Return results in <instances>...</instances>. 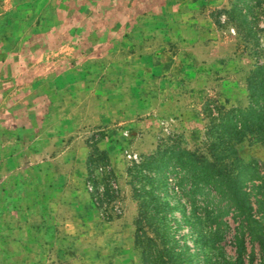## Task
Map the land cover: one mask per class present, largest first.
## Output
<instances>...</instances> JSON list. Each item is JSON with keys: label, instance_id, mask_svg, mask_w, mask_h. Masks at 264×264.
I'll use <instances>...</instances> for the list:
<instances>
[{"label": "rangeland", "instance_id": "rangeland-1", "mask_svg": "<svg viewBox=\"0 0 264 264\" xmlns=\"http://www.w3.org/2000/svg\"><path fill=\"white\" fill-rule=\"evenodd\" d=\"M251 1L248 20L264 50V12ZM230 2L0 0V93L26 92L23 77L48 76L69 93V122H79L21 129L19 110L0 113V264H140L128 167L173 134L201 147L205 100L248 103L253 60L222 14ZM97 131L120 189L121 211L109 222L85 184L86 141ZM229 236L225 254L204 249V264L232 260Z\"/></svg>", "mask_w": 264, "mask_h": 264}, {"label": "trees", "instance_id": "trees-1", "mask_svg": "<svg viewBox=\"0 0 264 264\" xmlns=\"http://www.w3.org/2000/svg\"><path fill=\"white\" fill-rule=\"evenodd\" d=\"M251 2L231 0L222 10L253 60L247 105L226 108L205 100L201 147L189 149L173 134L127 169L137 203L134 245L140 264H204L201 255L210 245L225 254L228 234L234 255L227 264H264V50L259 29L248 20ZM255 4L264 12V0ZM103 137L101 131L87 137L85 184L101 219L109 222L120 214V189L106 151L98 147ZM247 190H253L258 218L251 215Z\"/></svg>", "mask_w": 264, "mask_h": 264}, {"label": "crops", "instance_id": "crops-1", "mask_svg": "<svg viewBox=\"0 0 264 264\" xmlns=\"http://www.w3.org/2000/svg\"><path fill=\"white\" fill-rule=\"evenodd\" d=\"M19 77L18 80L20 81L26 80L28 88L26 92H19L20 88L14 87L17 89H13L9 93H0L1 114L10 115L12 110H19L15 124L17 123V126L20 125L21 129L32 128L36 130L39 126H46L51 123L63 131L79 126V122L72 124L69 122V118L65 116L71 107L69 93L64 91L65 89H57L52 78L44 76L43 79H37L36 77L28 78L26 76L22 79L21 76ZM4 80V77L0 75V81ZM22 110L27 111L26 115H23L24 112ZM29 113H32L35 117H30ZM76 113L79 114V111L77 110ZM10 119L15 120L14 118ZM5 122V120L0 118V127L4 130L6 129L3 126ZM23 125H25V128H23Z\"/></svg>", "mask_w": 264, "mask_h": 264}]
</instances>
